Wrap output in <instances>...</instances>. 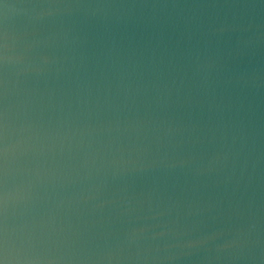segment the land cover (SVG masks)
<instances>
[{"label":"water","instance_id":"95a60500","mask_svg":"<svg viewBox=\"0 0 264 264\" xmlns=\"http://www.w3.org/2000/svg\"><path fill=\"white\" fill-rule=\"evenodd\" d=\"M0 264H264V0H0Z\"/></svg>","mask_w":264,"mask_h":264}]
</instances>
